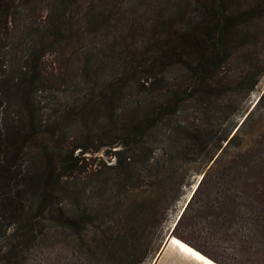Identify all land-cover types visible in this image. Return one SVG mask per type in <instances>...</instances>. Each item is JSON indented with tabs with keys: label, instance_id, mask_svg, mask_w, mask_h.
I'll list each match as a JSON object with an SVG mask.
<instances>
[{
	"label": "rangeland",
	"instance_id": "374dc122",
	"mask_svg": "<svg viewBox=\"0 0 264 264\" xmlns=\"http://www.w3.org/2000/svg\"><path fill=\"white\" fill-rule=\"evenodd\" d=\"M227 1L240 10L254 4ZM5 2L0 81L29 77L32 73L23 72L37 61V81L47 83L38 94L47 139L75 155L85 148L65 207L73 228L58 225L36 235L11 264H154L162 250H177L174 245L198 250L217 264H264V17L235 25L231 56L204 79L191 78L180 66L158 72L155 81H167V91L150 97L168 103L170 113L146 136L124 139L121 117L145 93L128 89L114 104L110 123L100 114L103 108L77 121L82 95L95 98L107 81H137L138 61L155 50L156 37H165L164 27H151L159 14L162 20L180 12L193 23L201 4L12 0L7 7ZM203 3L210 12L211 1ZM3 110V116L16 118L13 107ZM59 118L58 132L49 133V123ZM24 151L23 159L37 153L36 143ZM127 154L137 155L130 178L113 167ZM3 215L0 199V256L15 227Z\"/></svg>",
	"mask_w": 264,
	"mask_h": 264
},
{
	"label": "trees",
	"instance_id": "16d2710c",
	"mask_svg": "<svg viewBox=\"0 0 264 264\" xmlns=\"http://www.w3.org/2000/svg\"><path fill=\"white\" fill-rule=\"evenodd\" d=\"M11 1L0 0V17L5 14L1 2L8 7ZM209 1L213 4L210 12L203 5V0H197L202 10L198 21L193 23L186 21L189 17L184 18L180 12V15L165 14L162 20L159 19L163 15L159 14L151 27L153 30L156 26L164 27L165 37H156L153 41L156 42L155 50L150 48V51L147 50L150 53L144 52L146 57L138 61L137 81H107L104 87H99L93 99L86 98L84 93L82 103L75 112L76 120H87L93 108H103L100 110L103 120L112 122L114 104L124 100L128 89L135 88L139 94L145 95L135 100L127 109L129 113L121 117V134L124 139L146 136L170 113L168 103H156L150 97L155 90L167 91V81H155L159 77L157 73L162 75V70L168 66H180L191 72V78L192 75H200L204 79L210 70L231 56L237 37L235 25L244 27L249 19L264 17V0H254V4H249L244 10L228 5L227 0ZM2 23L0 18V27ZM39 72L38 62L32 61L23 72L32 73L29 77L0 81V199L6 212L3 219H8L15 226L13 237L5 245L8 249L0 256V264L17 263L25 245L35 241L36 235H44L51 227L63 225L73 228L74 218L67 214L65 207L71 204L72 180L79 166V155L85 153V148L81 147L80 153L75 155L72 149L63 151L59 144L47 139L45 127L48 124L43 118L45 105L38 95L45 91L47 83L37 81ZM90 83L77 81L83 87ZM90 88L93 92L96 86ZM6 107L17 110L15 119L3 116ZM61 123L60 118L52 120L49 127L53 126V129L49 133H57ZM33 143H36L38 152L23 159L24 149ZM136 156L127 154L118 159L113 167H119L121 173L130 178ZM39 218L47 223H40L37 221ZM23 221H26L24 225L21 224ZM37 226L40 227L38 231Z\"/></svg>",
	"mask_w": 264,
	"mask_h": 264
},
{
	"label": "crops",
	"instance_id": "0c3cea01",
	"mask_svg": "<svg viewBox=\"0 0 264 264\" xmlns=\"http://www.w3.org/2000/svg\"><path fill=\"white\" fill-rule=\"evenodd\" d=\"M174 246L178 249L162 250L158 258L154 260V264H217L198 251V253H194L187 249H181L176 245Z\"/></svg>",
	"mask_w": 264,
	"mask_h": 264
},
{
	"label": "bare ground",
	"instance_id": "6f19581e",
	"mask_svg": "<svg viewBox=\"0 0 264 264\" xmlns=\"http://www.w3.org/2000/svg\"><path fill=\"white\" fill-rule=\"evenodd\" d=\"M172 238H173V237H172ZM172 238H171V239H172ZM173 241L178 242L177 240H173Z\"/></svg>",
	"mask_w": 264,
	"mask_h": 264
},
{
	"label": "water",
	"instance_id": "95a60500",
	"mask_svg": "<svg viewBox=\"0 0 264 264\" xmlns=\"http://www.w3.org/2000/svg\"><path fill=\"white\" fill-rule=\"evenodd\" d=\"M172 237H169V241L171 240Z\"/></svg>",
	"mask_w": 264,
	"mask_h": 264
}]
</instances>
